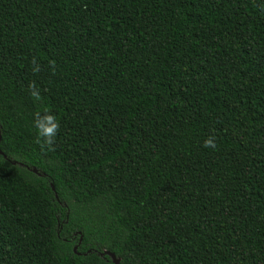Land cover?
Returning a JSON list of instances; mask_svg holds the SVG:
<instances>
[{"label": "trees", "instance_id": "16d2710c", "mask_svg": "<svg viewBox=\"0 0 264 264\" xmlns=\"http://www.w3.org/2000/svg\"><path fill=\"white\" fill-rule=\"evenodd\" d=\"M0 151V264H264V0H0Z\"/></svg>", "mask_w": 264, "mask_h": 264}, {"label": "clouds", "instance_id": "9594fccd", "mask_svg": "<svg viewBox=\"0 0 264 264\" xmlns=\"http://www.w3.org/2000/svg\"><path fill=\"white\" fill-rule=\"evenodd\" d=\"M32 68L33 72L39 71V64L36 63L35 58H33ZM31 91L30 95L36 100H40V93L34 84L29 85ZM33 127L36 133V142L41 145L42 148L46 147L51 149L55 139L57 138V133L60 128V121L57 114L49 109H44L43 114L41 111H36L33 113ZM203 144L205 147L215 148V137L208 136L204 139Z\"/></svg>", "mask_w": 264, "mask_h": 264}, {"label": "water", "instance_id": "95a60500", "mask_svg": "<svg viewBox=\"0 0 264 264\" xmlns=\"http://www.w3.org/2000/svg\"><path fill=\"white\" fill-rule=\"evenodd\" d=\"M0 153H2V152L0 151ZM33 170L36 171L35 168H33ZM51 187H52V189H54V186H53V185H51ZM56 196H57V195H56ZM74 250H76V247H74ZM106 253L110 256V258H111V260H112V262H113L114 264H120V263H119V258H117V257L115 256L114 253H112V252H108V251H106Z\"/></svg>", "mask_w": 264, "mask_h": 264}]
</instances>
